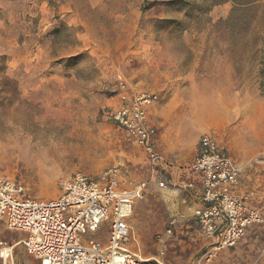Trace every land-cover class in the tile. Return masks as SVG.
<instances>
[{
    "label": "rangeland",
    "instance_id": "obj_1",
    "mask_svg": "<svg viewBox=\"0 0 264 264\" xmlns=\"http://www.w3.org/2000/svg\"><path fill=\"white\" fill-rule=\"evenodd\" d=\"M263 48L264 0L245 8L230 0H0V177L43 200L77 172L118 165L128 181L150 178L146 155L109 111L122 86L156 92L167 186L151 181L135 205L128 248L161 264H197L208 240L185 184L195 178L189 168L202 134H214L240 167L243 193L264 197ZM22 238L0 220V241ZM12 258L39 264L21 244ZM209 264H264V225Z\"/></svg>",
    "mask_w": 264,
    "mask_h": 264
},
{
    "label": "built area",
    "instance_id": "obj_2",
    "mask_svg": "<svg viewBox=\"0 0 264 264\" xmlns=\"http://www.w3.org/2000/svg\"><path fill=\"white\" fill-rule=\"evenodd\" d=\"M121 90L109 116L146 155L150 178L128 181L118 165L96 176L77 172L61 182L56 198L43 200L26 197L20 181L0 177V220L7 230L24 234L18 244L39 264H161L128 248L135 205L146 197L151 181L159 189L167 186L161 176L168 173V163L157 150L150 115L159 95ZM189 170L195 178L185 187L197 199L191 217L208 240L197 264H209L250 227L264 225V197L255 202L253 193H243L241 169L214 134L199 137ZM176 222L170 219L167 233ZM13 248L0 241L1 264H14Z\"/></svg>",
    "mask_w": 264,
    "mask_h": 264
},
{
    "label": "trees",
    "instance_id": "obj_3",
    "mask_svg": "<svg viewBox=\"0 0 264 264\" xmlns=\"http://www.w3.org/2000/svg\"><path fill=\"white\" fill-rule=\"evenodd\" d=\"M227 1V0H223ZM234 7L236 8H245L253 5L258 0H230ZM261 69H260V82H259V91L262 97H264V48L261 52Z\"/></svg>",
    "mask_w": 264,
    "mask_h": 264
},
{
    "label": "crops",
    "instance_id": "obj_4",
    "mask_svg": "<svg viewBox=\"0 0 264 264\" xmlns=\"http://www.w3.org/2000/svg\"><path fill=\"white\" fill-rule=\"evenodd\" d=\"M154 107H155V105H154ZM154 107L152 108V110H151V113H150V115H151V119L153 118V116H152V113H153V109H154ZM152 122H153V119H152ZM153 124H154V122H153ZM156 127V126H155ZM157 129V128H156ZM158 130V129H157ZM198 142V141H197ZM156 143H157V137H156ZM196 150H197V144H196ZM195 154H196V152H195ZM194 159V158H193ZM195 207L197 206V203L194 205ZM248 231V230H247ZM19 241V240H18ZM18 241H16V242H14L13 244H11V245H14L15 243H17Z\"/></svg>",
    "mask_w": 264,
    "mask_h": 264
},
{
    "label": "bare ground",
    "instance_id": "obj_5",
    "mask_svg": "<svg viewBox=\"0 0 264 264\" xmlns=\"http://www.w3.org/2000/svg\"><path fill=\"white\" fill-rule=\"evenodd\" d=\"M17 244H18V242H17V243H15V244L13 245V247H15Z\"/></svg>",
    "mask_w": 264,
    "mask_h": 264
}]
</instances>
